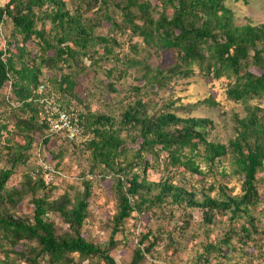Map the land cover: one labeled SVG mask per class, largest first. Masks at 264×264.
<instances>
[{"label":"trees","instance_id":"obj_1","mask_svg":"<svg viewBox=\"0 0 264 264\" xmlns=\"http://www.w3.org/2000/svg\"><path fill=\"white\" fill-rule=\"evenodd\" d=\"M2 1L0 93L8 89L2 98L10 116L3 119L0 113V133L6 134L0 150V264H117L112 251L120 242L115 237L125 238L127 220H160L167 211L171 216L173 208L183 212L179 229L188 225V210L200 211L208 226L225 218L220 236L202 244L193 264H228L233 253L239 254L236 264L259 258L264 263V225L253 214L261 197L257 175L264 173V23L236 24L225 0ZM105 24L109 31H128L149 53H170L171 64L151 66L149 53L138 59L120 57L115 37L99 33ZM29 42L36 50L27 47ZM84 60L95 73V67L104 70L110 93L116 91L111 82L126 78L130 70L141 73L135 80L143 84L133 87L135 96L116 113L91 111L76 92L83 67L74 68ZM194 68L208 80H225L227 100L244 107V116L234 117L233 136L226 144L209 139L214 128L210 119L191 115L199 105L215 106L213 98L196 105L157 104L150 98L151 92H165L172 83L190 79ZM39 85L63 107H83L77 111L85 136L78 150L85 155V167L82 190L73 195L64 191L53 197L55 184L46 183L40 170L35 173L36 165L16 185H8L17 168L27 165L33 147L61 138L48 133L41 120L42 108L35 101ZM226 156L232 173L241 178L236 194L211 183L208 189L216 195L204 193L197 200L167 175L203 176L197 158L206 172L214 173ZM160 164L164 177L148 180V171ZM95 179L111 182L114 199L104 244L88 239L83 229ZM25 204L32 208L29 213L20 211ZM157 244L152 231L140 234L127 264H143Z\"/></svg>","mask_w":264,"mask_h":264},{"label":"rangeland","instance_id":"obj_2","mask_svg":"<svg viewBox=\"0 0 264 264\" xmlns=\"http://www.w3.org/2000/svg\"><path fill=\"white\" fill-rule=\"evenodd\" d=\"M225 1L226 5L233 12L236 24L251 23L252 25H258L264 23V0ZM2 3L3 1L0 0V4ZM68 7L71 6L69 5ZM117 19L119 18L117 17ZM9 31L10 27L7 26L6 33ZM99 33L104 35L109 33L110 36L115 37V41L118 44L115 47V52L120 57L138 59L137 57H146L147 53H149L141 40L130 36L128 31L124 34L109 31V25L105 24ZM1 35H4V32ZM133 46H136L138 49L136 56L134 54L137 49H133ZM27 47L32 51L36 50L33 42H29ZM147 60L151 66L160 65L161 67H165L172 62L170 53L165 52H161L159 56L149 53ZM80 66L83 68L82 71H79L81 74L76 86V92L82 98L84 104L82 105L88 106L91 111L107 112L112 109L116 113L122 105L132 100L135 96L133 87H140L143 84V82L135 80V78L137 79L141 76V73L133 74L134 70H130V74L126 78L111 82L115 83L116 91L110 93L107 87L109 82H107L103 75L104 70L101 71V69L95 67L97 70V73H95L94 69L89 67L87 60H84L74 70ZM105 67L107 69L110 67V64H107ZM193 71L194 75L190 79L172 83L165 92H158L157 94L151 92L150 98L157 104L176 101V105H196L205 98H213L217 102L215 106L207 107L206 105H199L191 110V115L198 118L210 119L213 122L214 128L211 131L209 139L226 144L233 136V129L235 127L234 117H243L245 114L244 107L241 104L227 100L224 92L227 83L225 80H208L200 74L198 68H194ZM83 72L85 76L82 75ZM6 93H8V89H3L0 93V103H2L0 113L3 115V119H7L10 116L9 108L6 107L2 98ZM252 103L258 104L257 101ZM78 110H83V107H78ZM10 126L9 124V129ZM5 136V132L0 133V150L5 145L3 141ZM17 139L19 140L20 138ZM61 142V138L57 140L51 139L45 146L38 145L37 148L33 147L30 151V159L27 165L17 168L8 185H16L22 174L29 173L28 171L31 168L35 165L37 167L42 162L59 172L53 180L56 187L52 195L53 197H57L64 191L69 192L70 195L81 191L80 175L82 169L85 167V155L79 154L78 149L80 146L78 142L75 145H64ZM37 149H40L41 154L37 152ZM59 152L61 153V157H55ZM37 153H39V156ZM230 160L229 156L218 160L214 173H210L206 172L204 164L200 161V158H197L196 163L199 164L200 169L204 172L203 176L177 173L167 175L171 176L174 183L181 184L187 191L192 192L197 200H201L204 193L211 196L216 195V191L211 192L208 189L211 183L215 186L220 184L227 186L230 193L236 194L240 192L241 178L232 173L233 168ZM162 167L160 164L156 170H149L146 178L156 182L161 177H164L165 170ZM257 179L261 197L260 203L253 210V214L259 220L262 227L264 225V173H259ZM31 209L29 204H25L20 211L22 213H29ZM89 209L90 217L86 220L83 227L84 235L95 243L104 244L108 240L107 223L114 212V199L111 195L110 181L104 182L99 179L93 181L91 197L89 198ZM188 211L190 212V218L188 219L187 227L183 229H179L184 219L183 212L177 208H173L171 216L169 215V211H167L166 215L160 220L149 221L146 216L141 219L134 217L127 220L125 238L122 235L115 237L120 242L118 247L112 251L116 263L127 264L131 256V250L135 246L140 234L150 230L152 233L158 235V244L150 256L146 255L143 264H193L196 255L202 252V244L206 240L217 239L226 223H224L225 218H221L208 226L202 221L200 211ZM263 237L262 235L260 237V243L262 244H264ZM238 260L239 254L233 253L230 255L228 264H236ZM253 264L264 263L259 258Z\"/></svg>","mask_w":264,"mask_h":264},{"label":"built area","instance_id":"obj_3","mask_svg":"<svg viewBox=\"0 0 264 264\" xmlns=\"http://www.w3.org/2000/svg\"><path fill=\"white\" fill-rule=\"evenodd\" d=\"M35 94V101L40 103L42 108L41 120L46 124L48 133L59 135L66 142H79L85 137L77 109L63 107L54 96L47 95L44 85H39ZM37 155L39 156V153ZM38 168L35 173L40 170L46 183L55 184L54 177L59 174L56 169L42 162Z\"/></svg>","mask_w":264,"mask_h":264}]
</instances>
